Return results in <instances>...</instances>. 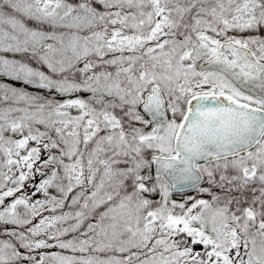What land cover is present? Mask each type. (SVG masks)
<instances>
[{
  "label": "snow or ice",
  "instance_id": "obj_1",
  "mask_svg": "<svg viewBox=\"0 0 264 264\" xmlns=\"http://www.w3.org/2000/svg\"><path fill=\"white\" fill-rule=\"evenodd\" d=\"M0 264H264V0H0Z\"/></svg>",
  "mask_w": 264,
  "mask_h": 264
}]
</instances>
